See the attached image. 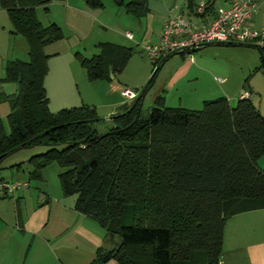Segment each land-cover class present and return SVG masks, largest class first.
Instances as JSON below:
<instances>
[{"label":"trees","instance_id":"obj_1","mask_svg":"<svg viewBox=\"0 0 264 264\" xmlns=\"http://www.w3.org/2000/svg\"><path fill=\"white\" fill-rule=\"evenodd\" d=\"M51 1L0 0L10 34L21 36L27 49L26 62L2 65L0 83L13 84L15 92L0 93L9 109L7 132L0 120V164L21 149H47L27 160V180L39 178L53 162L62 169L59 193L74 197L73 212L94 221L104 242L117 239L111 250H95L89 264H219L223 224L233 215L264 210V163L257 165L264 157V119L249 99H237L232 107L220 97L202 101L196 112L168 108L156 98L146 119L140 118V101L120 116L124 104L100 133L96 126L104 120L91 107L52 114L43 90L48 56L42 50L62 33L56 25L40 26L34 13ZM83 1L89 10L103 7L101 0ZM111 1L135 18L148 11V0ZM262 43L210 45L254 48L255 71L264 78ZM95 49L91 58L74 54L90 83L121 75L132 53L110 43ZM174 55L152 64L145 90Z\"/></svg>","mask_w":264,"mask_h":264},{"label":"crops","instance_id":"obj_2","mask_svg":"<svg viewBox=\"0 0 264 264\" xmlns=\"http://www.w3.org/2000/svg\"><path fill=\"white\" fill-rule=\"evenodd\" d=\"M69 1L73 2L64 0L65 3ZM186 1V12L181 13L192 28L196 29L209 23L216 9L212 6L213 0L209 2L207 12L199 17L194 16L197 4L193 6L192 2ZM230 1L225 0L222 6L226 7ZM253 1L257 5V12L250 17L246 25L256 32H261L264 31V0ZM83 3L77 2L79 5L77 12L84 8ZM67 5L66 14L71 19L73 14L70 10L73 8L71 9V4ZM164 23L165 20L160 26L156 41ZM9 25L7 16L0 10V77L5 62L20 60L22 54L27 59L25 41L19 35L12 36ZM18 36L23 41L17 39ZM61 49L59 43L55 42L46 45L42 50L48 56L45 62L47 72L43 80L48 110L53 114L63 108H79L85 105L93 108L95 114L104 122H108L110 116L118 114L122 105L126 103L120 95L124 89L120 90L111 82L114 79L112 77L108 82L90 83L84 76L85 72L79 71L80 67L74 63V54L83 56L76 51L71 54V49H68L70 51L68 55L67 51ZM73 87L76 89L75 92ZM14 90L13 84L0 83L1 95H10L15 92ZM6 114L7 106L0 103V119L3 120ZM22 159L21 162L26 158ZM18 163H11L7 167L8 179L3 177L0 180L8 183L20 182L17 180L18 170L13 168L18 166ZM28 188L29 186L10 197L0 196V264H89L94 258L95 250L104 246L111 250L117 243L116 238L104 242V231L100 230L94 221L73 212L74 199H62L61 193L40 190L38 192L40 194L33 201ZM223 225L219 264H264V210L233 215ZM105 264L116 263L107 261Z\"/></svg>","mask_w":264,"mask_h":264},{"label":"rangeland","instance_id":"obj_3","mask_svg":"<svg viewBox=\"0 0 264 264\" xmlns=\"http://www.w3.org/2000/svg\"><path fill=\"white\" fill-rule=\"evenodd\" d=\"M79 1L83 3V0H73L68 3H65L64 0H52L45 9L42 7L34 9L36 10V19L39 20L40 26L51 24L60 29L62 39L57 43L68 52V55L70 52L68 49H71V54L76 51L85 58H91L98 52L94 47L97 43H110L131 49V56L120 73L121 75L115 76L111 82L116 84L120 90L128 89L136 95L147 84L153 71L150 60L144 56L143 47L157 43L156 36L160 26L169 16L171 7L176 6L181 12H186L187 1L148 0L146 7L148 11L140 18L126 15L123 7L115 6L111 0H101L102 9L93 10L87 9L83 3L84 8L77 12L76 9L79 7L77 2ZM130 1L123 0V3L127 4ZM200 1L207 3L211 0H191L193 6ZM224 1L213 0L214 5L212 6L217 10L223 7ZM67 4H71V9L73 8L70 10V13L73 14L72 20L66 14ZM67 17L69 21L71 20L70 24H68V20V22L66 21ZM125 33L132 37V41L129 42L126 40L127 38L125 39L123 36ZM17 39L23 41L21 37ZM180 56L179 54L174 55L166 60L152 78L143 98H141L140 118L148 117V110L153 107V101L156 98L162 97L164 106L168 108H181L196 112L201 108L202 101H212L219 97L226 99L228 104L234 107L239 94L245 90L250 94L249 101L264 119V78L260 71H255V68H258V55L254 48L210 45ZM188 56L191 57L188 58ZM19 58L27 60L23 54ZM74 60L77 65L76 59ZM77 66L79 67V65ZM80 70L84 73L83 69L79 68ZM74 87L72 88L73 92L76 91ZM4 105L7 106L8 113V105ZM0 120L7 132L5 116L3 120ZM111 124V122H99L96 131L98 133L106 131ZM46 150L41 146H35L9 154L0 164V178L8 179L7 167L20 160L17 180L28 183V191L33 201L40 194L38 193L40 190L42 192L46 190L47 193L55 191L56 194H60L56 178L62 169L56 167L53 162L39 171V178L27 180L28 173L31 171L27 160ZM21 158L26 159L21 162ZM263 162L264 157L257 160V165L261 167ZM70 198L74 199V197H63L62 199L69 200ZM104 248L109 250L108 246H104Z\"/></svg>","mask_w":264,"mask_h":264},{"label":"built area","instance_id":"obj_4","mask_svg":"<svg viewBox=\"0 0 264 264\" xmlns=\"http://www.w3.org/2000/svg\"><path fill=\"white\" fill-rule=\"evenodd\" d=\"M209 2L200 1L194 8V16L199 17L207 12ZM169 16L159 33L156 44L143 47L144 56L151 64L159 63L160 59L172 54L183 55L196 51L210 44H252L257 48L263 46L264 31L256 32L247 27V21L257 12L253 0H231L226 7L215 9L209 23L199 28H192L176 6L171 7ZM128 41L132 37L123 34ZM218 81V80H217ZM121 97L125 100L135 98V94L127 89L122 90ZM250 94L242 91L238 99H249ZM28 187L27 182L0 180V196L10 197L13 193L22 192Z\"/></svg>","mask_w":264,"mask_h":264},{"label":"water","instance_id":"obj_5","mask_svg":"<svg viewBox=\"0 0 264 264\" xmlns=\"http://www.w3.org/2000/svg\"><path fill=\"white\" fill-rule=\"evenodd\" d=\"M147 82H148V81H147ZM146 85H147V84H146ZM146 85L138 91V93L135 95V98H134V99H131V100H127V101H126L125 105L127 106V109H126L124 112H122V114H121L120 116H123V114H125L126 112L131 111V110L134 108L135 104H136L138 101H140L139 108H138V111H139V109H140V107H141V101H142L141 98H143V96H144V94H145V92H146V90H145ZM144 91H145V92H144ZM143 92H144V94H143ZM142 94H143V95H142ZM136 119H137V116H135L133 122H135Z\"/></svg>","mask_w":264,"mask_h":264}]
</instances>
